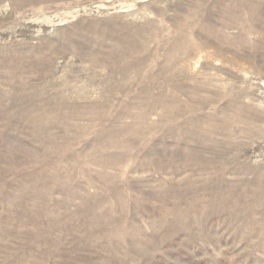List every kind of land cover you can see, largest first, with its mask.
Returning <instances> with one entry per match:
<instances>
[{
	"label": "rangeland",
	"instance_id": "374dc122",
	"mask_svg": "<svg viewBox=\"0 0 264 264\" xmlns=\"http://www.w3.org/2000/svg\"><path fill=\"white\" fill-rule=\"evenodd\" d=\"M0 264H264V0H0Z\"/></svg>",
	"mask_w": 264,
	"mask_h": 264
}]
</instances>
